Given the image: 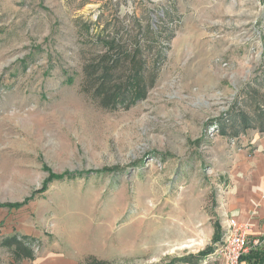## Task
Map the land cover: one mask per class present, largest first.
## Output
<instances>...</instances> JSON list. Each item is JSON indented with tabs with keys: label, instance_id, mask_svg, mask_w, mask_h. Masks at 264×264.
Masks as SVG:
<instances>
[{
	"label": "rangeland",
	"instance_id": "374dc122",
	"mask_svg": "<svg viewBox=\"0 0 264 264\" xmlns=\"http://www.w3.org/2000/svg\"><path fill=\"white\" fill-rule=\"evenodd\" d=\"M260 113L264 0H0V264H215Z\"/></svg>",
	"mask_w": 264,
	"mask_h": 264
},
{
	"label": "crops",
	"instance_id": "0c3cea01",
	"mask_svg": "<svg viewBox=\"0 0 264 264\" xmlns=\"http://www.w3.org/2000/svg\"><path fill=\"white\" fill-rule=\"evenodd\" d=\"M249 143V149L245 148L234 155L227 175V182L231 184L227 199L229 213L239 222H248L252 227L248 236L250 248L244 255L246 259L242 264H259L249 256L251 251H264V132H253ZM21 264L80 263L73 257L59 255L52 258L47 255L32 263L23 261Z\"/></svg>",
	"mask_w": 264,
	"mask_h": 264
},
{
	"label": "built area",
	"instance_id": "2783aa9c",
	"mask_svg": "<svg viewBox=\"0 0 264 264\" xmlns=\"http://www.w3.org/2000/svg\"><path fill=\"white\" fill-rule=\"evenodd\" d=\"M220 239L209 256L215 264H240L249 248L248 236L252 227L248 222H239L235 216L224 220Z\"/></svg>",
	"mask_w": 264,
	"mask_h": 264
},
{
	"label": "trees",
	"instance_id": "16d2710c",
	"mask_svg": "<svg viewBox=\"0 0 264 264\" xmlns=\"http://www.w3.org/2000/svg\"><path fill=\"white\" fill-rule=\"evenodd\" d=\"M124 50L126 51V49H124ZM124 50H123V46H122V48L120 49V52L118 53V60H119V58L123 57V55H126L125 52H124ZM259 118H260L259 119V123L257 121H252V124H255V126H256L257 123L260 124L261 125V128L260 129H261V131H263L264 130V114L263 113H260ZM246 119H248V118H243L241 121L240 120L237 121V120L230 119L228 122H231V123H229L228 125H230V127L232 129L233 128H236V127L238 128L240 125L241 126H240L239 129L248 128L247 127L248 125L247 126H245V125H246V122L248 123V120L250 121V119H248L247 121H245ZM55 177L58 178V179L61 178L60 176L59 177L55 176ZM218 238H219V235L215 237V239H218ZM14 248L15 249H14L13 253L16 252L17 250L23 249L20 246L19 243L15 244V247ZM211 251H212V248L211 249L210 248H207L206 250L202 251V253H200L198 255V258H202V256L206 255L207 253H209ZM28 254L30 255V252H28ZM246 256L248 257L249 255H246ZM249 257H250V259L254 258L255 262H258L259 264H264V251H261L258 254L256 252L254 253L253 251H251V256H249ZM244 259H246V257L245 256H242L241 261H244Z\"/></svg>",
	"mask_w": 264,
	"mask_h": 264
}]
</instances>
